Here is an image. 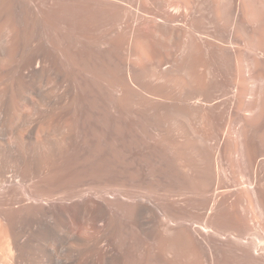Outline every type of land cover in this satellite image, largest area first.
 Here are the masks:
<instances>
[{
    "label": "bare ground",
    "instance_id": "6f19581e",
    "mask_svg": "<svg viewBox=\"0 0 264 264\" xmlns=\"http://www.w3.org/2000/svg\"><path fill=\"white\" fill-rule=\"evenodd\" d=\"M112 1L122 14L115 35L71 54L50 37L42 6L0 0V264H184L186 220L161 189L134 180L136 164L188 167L186 186L213 198L209 212L228 190L213 165L220 176L225 166L246 172L264 225L254 146L264 129V0ZM215 108L211 136L202 118ZM80 144L84 165L98 157L108 169L68 176ZM218 215L237 224L229 208ZM200 229L217 237L199 246L209 264H264L261 233Z\"/></svg>",
    "mask_w": 264,
    "mask_h": 264
},
{
    "label": "rangeland",
    "instance_id": "374dc122",
    "mask_svg": "<svg viewBox=\"0 0 264 264\" xmlns=\"http://www.w3.org/2000/svg\"><path fill=\"white\" fill-rule=\"evenodd\" d=\"M32 1L34 4L42 6L48 19L47 24L50 37H54L56 42L61 44L71 54H76L80 49L85 54L94 52L95 47L90 45L91 40H98L100 38L101 43L105 38L114 36L115 33L113 34V32L117 31L115 28L122 22L121 11L112 0H94L98 1L97 3L90 0L80 2H76L75 0ZM112 25L114 31L110 30ZM108 30L112 33H109ZM215 61H217V57H215L214 63ZM214 63L215 78L219 82L218 80L221 79L222 74L218 64L215 63L214 65ZM217 86L219 87L220 85L217 83ZM219 117L220 109L217 108L203 113L202 126L208 135H213L212 128ZM136 121L135 118H131V125L134 130L133 134L138 132ZM254 146L256 148V159L258 160V164L255 162V184L261 197L264 199V129L254 134ZM81 149L82 146L80 144L74 154L75 158L66 165L65 173L68 176L78 175L80 171L85 170L95 172L108 169V166L98 157H95L91 162L84 165L80 159ZM92 149L94 148L92 147ZM86 150H89L88 146H86ZM131 150L136 160L145 156V159H148V155H150L149 151H146V148H138L137 145H132ZM188 171L190 169L182 165H178V167L153 166L152 169L147 163L136 164L133 168L134 180L141 177L144 180V185L148 182L149 185L161 189L162 191L160 192L168 196V208L178 212L186 220L183 232L184 264H209L208 259L201 253L199 246L200 243L211 239L216 240L217 237L201 231V224L206 221H210L222 229L235 232L248 239L254 238L255 234L258 233L264 235V225L259 218L253 199L248 193L246 185H244L246 172L237 175L228 166H225L220 176L216 165H213L216 179L221 180L228 190L227 192L218 191L214 199L218 203H221L223 199L226 202L222 205L217 204L215 211L209 212L207 210L211 206L213 198L208 195H200L187 188L184 174ZM225 208H229L230 212L236 215L235 220L237 224H228L218 215ZM138 242L142 246L150 248L144 241L138 240ZM151 246L154 247L152 243Z\"/></svg>",
    "mask_w": 264,
    "mask_h": 264
}]
</instances>
